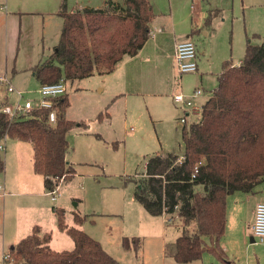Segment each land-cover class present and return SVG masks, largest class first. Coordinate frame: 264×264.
<instances>
[{
  "label": "rangeland",
  "instance_id": "obj_1",
  "mask_svg": "<svg viewBox=\"0 0 264 264\" xmlns=\"http://www.w3.org/2000/svg\"><path fill=\"white\" fill-rule=\"evenodd\" d=\"M152 1L157 14L155 21L164 28V53L174 31L179 38L192 24L200 30L193 35V41L202 60H208L210 71H214L202 85L208 90L216 87L215 71L225 60L237 62L244 57L249 39L260 43L261 39L254 35L264 37V0ZM44 2L42 5L38 1L0 0V60L4 68L0 74L13 76L15 88L36 99L40 85L32 72L28 73L29 67L49 58L62 26L60 15L53 14V3ZM66 2L69 11L78 6L104 4V0ZM16 5L32 12L20 21V35L18 31L15 36L11 35L12 41L7 46L5 16ZM34 9L44 12L37 13ZM224 56L227 58L222 59ZM170 66L173 67V62ZM161 76L158 85L145 86L138 94L117 98L113 84L104 73L66 81L69 99L66 117L74 122L68 133L67 161L76 169V174L69 181H61L59 199L52 203L63 207L69 226H77L98 240L120 264H264V242H251L253 221L250 218L253 207L264 202V181L251 192L236 191L230 196L231 213L236 204L240 206L246 232H239V226L234 223L221 240L223 258L207 250L201 259L179 263L165 254L166 244L180 235L181 220L176 215L171 221L165 215H148L135 199V191L145 176L150 156L164 151L184 155V125L180 122L184 112L173 96L179 82L183 81V87L190 90L198 79L190 73L183 74L181 79L176 66ZM8 97L10 102L18 99L16 93L8 92L7 86L0 83V99L6 101ZM75 214L87 216L82 226L75 222ZM241 221L238 218V225ZM50 232L54 250L73 249V239L66 231L55 228ZM2 245L0 264H6L3 254L14 245Z\"/></svg>",
  "mask_w": 264,
  "mask_h": 264
},
{
  "label": "trees",
  "instance_id": "obj_2",
  "mask_svg": "<svg viewBox=\"0 0 264 264\" xmlns=\"http://www.w3.org/2000/svg\"><path fill=\"white\" fill-rule=\"evenodd\" d=\"M106 8L87 6L67 9L59 15L63 27L52 54L32 70L41 83H54L111 72L125 56L136 55L151 36L156 18L151 0L107 1ZM248 40L241 64L225 60L218 86L203 107L202 120L182 128L183 162L172 152L154 154L137 183L135 198L154 216L180 220V235L165 246V254L179 263L201 259L207 250L223 258L221 240L227 225V198L236 191L251 192L264 181V37ZM67 95L56 99L58 119L49 121L51 109L27 118L11 120L0 111V142L5 138L33 145L34 171L44 176L49 191L61 178L69 181L76 169L67 161L68 133L74 122L67 119ZM195 166L199 172L193 178ZM3 161L0 157V170ZM58 227L73 239L72 250L57 251L52 233L39 226L10 248L14 264H120L102 244L77 226L65 222V210L55 208ZM82 224L87 216L75 214ZM136 241V240H134ZM209 241V243L207 242Z\"/></svg>",
  "mask_w": 264,
  "mask_h": 264
},
{
  "label": "crops",
  "instance_id": "obj_3",
  "mask_svg": "<svg viewBox=\"0 0 264 264\" xmlns=\"http://www.w3.org/2000/svg\"><path fill=\"white\" fill-rule=\"evenodd\" d=\"M30 1H38L42 5L45 3L44 0H28V3H30ZM63 1L64 0H50V2L53 3V14L59 15L58 11H60ZM107 1L108 0H104V4L102 6L95 8H106L108 5ZM112 1L116 3L124 2V0ZM151 2L155 11L153 1L151 0ZM87 6L90 5L78 6L77 9L82 10ZM24 8L25 7H23V5H16L15 9H13V11H8L5 16L6 25L7 22H9L8 26L5 25L7 46L9 44V41H12L11 35L15 36L17 31L18 35H20V21H24L26 13L32 12L25 11L27 9ZM34 10H36L35 12L37 13L44 12L43 9ZM193 10L194 9H192V11ZM169 18H171V20L173 18L172 11L170 12ZM60 19L62 21L60 30L62 31L64 20L61 15ZM155 19L151 24V36L147 40L143 48L134 56H125L119 63H117V65L111 72L104 73V75H108L110 82L113 84L112 88L114 89V94H116L115 98H117V96L126 97L131 94H138L141 92V90H143L145 86L147 87L152 84H154V86L158 85L163 78L161 76L162 72H164L165 74V72L167 71L171 72L173 67L175 68L174 53L176 44L185 39L193 40V35L199 34L200 31L199 29L197 30L195 26H193V24L190 29H188L186 32H183L185 34L183 37L177 38V35L174 31L173 38L168 46V51L164 53L163 43L165 41V38L162 36V34L164 33V28H162L160 26L162 24H160V22H156ZM190 30L191 32H189ZM61 31L60 33L58 32L54 39L53 49L59 42ZM21 32H23L22 26ZM204 34L207 35L208 32L205 31ZM225 58L227 57L224 56L222 59ZM242 59L243 57H241L237 62H234V64L239 65L240 62H242ZM42 62L44 61L41 60L38 64H41ZM170 62H173V67L170 66ZM34 66L29 67L31 69L30 71H28V73L32 72L34 79H36L37 83L40 85L41 82L37 80L35 73L32 70ZM210 70L211 69H209V61L202 60L201 56L198 53V70L195 73H190L191 75L197 77V85H195L190 90H187L183 87L182 81V83H178L179 85L176 92H184L190 94L196 87H202L206 93L199 97L197 101L205 104L208 99L213 96L214 91L218 86V76L222 72V66L215 71L217 77V85L213 89V91L208 90L202 86L204 82H206L210 78V75L214 73V71ZM2 71H4V68L0 60V72ZM12 77L13 76H11V81H13L14 78ZM169 81L170 78L166 80L167 83H169ZM7 100H9V97ZM6 101L4 100V98L0 99V105L4 104ZM4 141L5 149L2 151V153H0V157L3 161V169L0 170V184L5 187L7 194L0 195V244L16 245L20 240L30 235L33 232L34 227L36 226H39L42 232H50L55 228L59 229L55 208L63 207L52 203L51 197L48 194V190L45 188L44 176L34 171V150L32 143L29 141H22L13 138H5ZM167 153L168 151H164L156 154ZM230 196H232V194L227 198V225L225 235L229 233V229L234 227V223L236 227L239 226V232L245 234L246 228L244 227L243 223L244 217L240 215V206L236 204L231 213L229 205ZM255 207L256 206L253 207L250 215L252 221H254ZM146 212L148 213V215L154 216L151 215L147 210ZM238 218L242 219V223L239 225ZM231 220L233 221L231 222ZM83 224L84 222L78 225L82 226ZM52 242L53 240H51V244ZM5 263L9 264L8 261H5Z\"/></svg>",
  "mask_w": 264,
  "mask_h": 264
},
{
  "label": "built area",
  "instance_id": "obj_4",
  "mask_svg": "<svg viewBox=\"0 0 264 264\" xmlns=\"http://www.w3.org/2000/svg\"><path fill=\"white\" fill-rule=\"evenodd\" d=\"M174 61L180 77L183 74L197 72V46L192 39H185L176 44ZM0 83L7 86L8 92H14L18 96L16 101L10 102L7 100L0 106V111L8 114L11 120L30 117L37 110L51 109L49 121L52 124L57 122L58 113L54 108V103L56 99H60L67 94V82L64 77L54 83H41L37 89L39 95L38 99L27 97L24 91L15 88L12 84L11 78L6 73L0 74ZM205 93L206 92L202 87H196L190 94L184 92H176L174 94V102L184 112L180 118L181 124L185 126L202 120L204 104L198 102L197 99ZM4 140L5 139L0 142V151L5 149ZM184 160V155L179 156L178 162L181 163ZM198 172L199 168L198 166H195L192 177L194 178ZM61 181H64V178H61L59 184H57L52 190L48 191L52 202H57L59 199L61 194ZM6 194L5 187L0 184V195ZM252 237L255 239V243L264 242V202L257 203L255 207L254 221L252 223ZM11 258L9 251L3 254L4 261H9Z\"/></svg>",
  "mask_w": 264,
  "mask_h": 264
},
{
  "label": "water",
  "instance_id": "obj_5",
  "mask_svg": "<svg viewBox=\"0 0 264 264\" xmlns=\"http://www.w3.org/2000/svg\"><path fill=\"white\" fill-rule=\"evenodd\" d=\"M251 242L255 243V239L251 236Z\"/></svg>",
  "mask_w": 264,
  "mask_h": 264
}]
</instances>
